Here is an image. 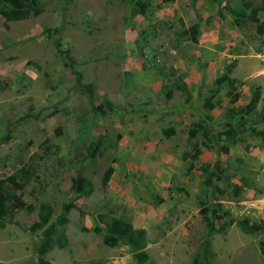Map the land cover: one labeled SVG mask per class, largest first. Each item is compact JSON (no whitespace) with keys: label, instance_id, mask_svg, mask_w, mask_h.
<instances>
[{"label":"rangeland","instance_id":"1","mask_svg":"<svg viewBox=\"0 0 264 264\" xmlns=\"http://www.w3.org/2000/svg\"><path fill=\"white\" fill-rule=\"evenodd\" d=\"M132 1L40 0L38 16L7 22L0 14V179L15 176L25 184L22 199L36 204L0 226V264H39L43 231L52 223L57 233L46 257L53 264H137L130 246L104 239L103 221L112 217L147 230L153 264H195L207 234L201 208L216 212L221 203L227 217L264 218V140L258 134L264 129V34L254 24L237 26L226 6L244 0H148L146 14L134 17ZM251 1L264 20V0ZM196 23L200 35L193 42ZM47 27L60 34L49 37ZM59 39L76 60L72 68L55 46ZM233 61L240 98L233 103L234 93L221 86L214 98L221 106L205 108L215 80ZM78 73L83 83H93L96 104L110 100L115 111L93 110ZM176 81L186 83L189 94L174 88ZM257 87L256 110L227 117L229 108H244ZM201 119L212 131L210 149L202 134L189 140L192 123ZM230 127L239 141L223 153ZM194 145L201 148L198 158ZM217 162L233 182L246 178L242 195H221L203 184L211 178L226 186L211 174ZM79 172L93 184L82 197L72 189ZM42 202L53 215L32 231ZM70 202L77 207L65 212ZM63 213L68 221L60 224ZM211 241L214 264H264V232L246 233L235 222Z\"/></svg>","mask_w":264,"mask_h":264},{"label":"trees","instance_id":"2","mask_svg":"<svg viewBox=\"0 0 264 264\" xmlns=\"http://www.w3.org/2000/svg\"><path fill=\"white\" fill-rule=\"evenodd\" d=\"M171 1V0H166ZM197 0H193L196 2ZM150 2L148 0H133L131 7V16L134 17L137 14L145 15ZM229 13L233 16L234 22L239 27H244L249 24H254L256 32L258 34H264V20L259 17L260 8L254 5L251 0H244L241 5L231 6L226 5ZM43 12V6L40 0H0V14L6 19L7 22L15 20H25L31 16H38ZM222 16V12H221ZM60 28H45V33L52 37L53 34L59 35ZM191 39L193 42H198L200 35V25L194 24L191 28ZM55 46L61 55L64 65L68 67H74L76 60L71 54L69 48H65L62 41L59 39L55 42ZM235 67V62H231L225 67L224 72L215 80V93L208 99L205 100V108L211 110L217 106H221L222 99L220 97L215 98V94H219L218 88L221 86H228L234 93L231 101L234 103L240 98V92L237 88V79L232 77V71ZM83 75L78 73L79 84L84 87L90 96V101L93 105V110L97 113L106 114L109 111H115V106L110 100H106L105 103L96 104L95 88L93 83H83ZM174 88L182 89L189 94V89L186 83L176 81ZM174 88H170L167 91V96L171 98L173 96ZM214 90V88L212 89ZM261 99V89L257 87L252 91L251 98L247 105L241 109H235L231 107L227 110V117H235L240 115L242 118L249 113L256 110L257 104ZM262 121H264V113H260ZM210 120V116H207ZM205 120L201 119L200 122L192 123L189 130V140H193L198 134H202L205 137L203 144L205 148H212L213 145L206 142L207 139H211V128L208 124H204ZM260 136L264 140V129L259 131ZM225 143L220 146V151L223 153H229L231 146L239 141L233 127L227 129L224 133ZM91 156L95 157L100 148V140L93 142ZM195 153L194 158H198L201 153V148L194 145ZM211 170V169H210ZM205 173L209 172V169L204 168ZM114 172V167L110 166L103 177V182L107 184ZM213 176H216L217 180L222 181L226 186L214 185L211 178H207L204 181V185L207 187H213L215 192L221 195L240 196L248 187L246 178H243L241 183L233 182L231 175L225 172V167L220 162L215 164V169L211 171ZM11 187H8V186ZM24 183H20L15 176H11L8 180L0 179V226H5L10 223H15V213L21 209H27L34 211L36 204H28L21 197V191L24 188ZM72 189L80 192V196L89 195L93 190L92 181L87 178L82 172H79L76 177L73 178ZM18 191L21 193L19 194ZM161 201L163 199H160ZM160 201V202H161ZM77 207L74 202L64 204V211L67 212L71 208ZM200 213L205 221L207 234L204 241L200 246V250L194 257L195 264H214L211 262L213 256L211 245V238L215 232H226L227 228L237 222L241 229L249 234L263 233L264 232V218L262 220L250 222L249 219L244 218L236 220L229 215L228 211H224L221 203H217V211L213 212L210 207H203ZM53 215V208L45 202L39 203L38 220L35 221L30 229L36 231L47 226ZM222 219L224 220L222 222ZM68 221L66 215L63 213L58 222L65 224ZM218 224V222H220ZM106 223L104 229V239L112 244L121 245L125 244L130 246L133 257L137 264H153L150 254L147 251L148 246V234L147 230L143 227H136L129 221L119 217H112L109 221H103ZM57 233L56 225L50 224L43 231V237L39 246V264H53L47 259L46 254L51 249L53 243V237ZM60 246H65V242L59 240ZM261 251L264 254V241L261 244Z\"/></svg>","mask_w":264,"mask_h":264}]
</instances>
